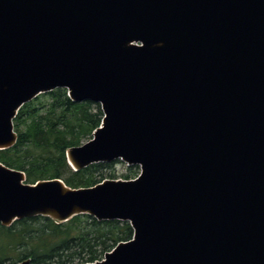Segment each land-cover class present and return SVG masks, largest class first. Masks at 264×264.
<instances>
[{
	"label": "water",
	"instance_id": "water-1",
	"mask_svg": "<svg viewBox=\"0 0 264 264\" xmlns=\"http://www.w3.org/2000/svg\"><path fill=\"white\" fill-rule=\"evenodd\" d=\"M58 88L103 113L68 165L139 174L71 188L0 163V225L130 224L85 264H264V0H0V151Z\"/></svg>",
	"mask_w": 264,
	"mask_h": 264
},
{
	"label": "trees",
	"instance_id": "trees-1",
	"mask_svg": "<svg viewBox=\"0 0 264 264\" xmlns=\"http://www.w3.org/2000/svg\"><path fill=\"white\" fill-rule=\"evenodd\" d=\"M47 97L46 102L41 99ZM103 117L100 105L72 102L66 89L38 95L24 104L13 119L14 146L0 151V163L25 173L26 183L61 179L71 188L91 187L104 180V172L119 160L97 163L73 171L66 150L91 139ZM87 140V141H88ZM123 180L135 178L138 166H129ZM115 179L114 175H109ZM126 221H97L83 214L61 224L36 216L0 225V264H85L100 261L118 243L132 238Z\"/></svg>",
	"mask_w": 264,
	"mask_h": 264
},
{
	"label": "rangeland",
	"instance_id": "rangeland-1",
	"mask_svg": "<svg viewBox=\"0 0 264 264\" xmlns=\"http://www.w3.org/2000/svg\"><path fill=\"white\" fill-rule=\"evenodd\" d=\"M41 101L42 102H46L47 101V97H43L41 99ZM87 140L88 139H86V138L82 139L81 145L86 143ZM127 168H128V166H126L124 163H115V164L112 165V167L110 169H108L106 172H104V177H105L104 179H111L110 176H109L111 174V175H114L115 179L122 180V175L127 174V172H128ZM24 183H26V177H25Z\"/></svg>",
	"mask_w": 264,
	"mask_h": 264
}]
</instances>
